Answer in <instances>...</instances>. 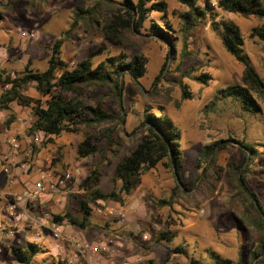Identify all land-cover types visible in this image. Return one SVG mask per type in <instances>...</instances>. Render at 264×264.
<instances>
[{"label":"rangeland","instance_id":"1","mask_svg":"<svg viewBox=\"0 0 264 264\" xmlns=\"http://www.w3.org/2000/svg\"><path fill=\"white\" fill-rule=\"evenodd\" d=\"M94 1L12 0L6 6L9 0H0V51L9 60L17 62L14 68L7 65L20 70L16 72L24 71L28 62L29 67L44 71L53 44L58 40L63 41L61 58L70 64L71 69L92 54H98L96 64L123 54L129 58L142 55L147 60L146 73L139 85L130 76L124 77L123 107L110 88L97 87L89 91L88 105L102 103L105 110L115 116L100 128L83 127L79 134L64 132L52 141L46 138L39 141L34 147L28 143V130L33 121L31 109H20L16 113L19 120L12 124V128H18L16 136L21 143L18 164L26 158L31 159L35 167L44 168L50 160L56 176L73 173L69 186L53 196V201L58 203L47 207L62 216L75 210L77 199L82 197L79 185L92 170L100 171V187L104 193L120 188V183L112 182L116 165L134 150L142 123L149 116H159L163 112L182 133L180 178L185 186L169 167L161 164L144 174L142 185L126 199L124 207L113 202L94 209V231L104 227L106 222L108 228L103 229L105 232L123 228L128 232L124 237L137 244L132 256L142 259V264H211V253L235 263L251 264L248 255L261 237L245 223L241 203L233 201L236 190L229 166H240L248 153L239 142L245 141L253 146L256 160L250 165L249 187L264 210V101L255 98L260 110L246 112L235 99H216L219 90L242 85L245 70V66L224 48L219 22L229 21L240 28L244 36L243 54L264 79V41L251 37L252 30L263 22L255 17L226 13L214 6L219 17L204 20L190 34L186 52L179 44L171 54V47L152 35L151 25L160 18L159 13H154L146 21L141 33L135 34L137 43L129 47L107 43L100 30L89 33L82 25L73 28L76 10L92 5ZM164 1L170 10L168 20L178 29L176 13L185 11V8L176 0ZM204 3L205 0L199 1L200 6ZM24 33L34 37L28 38ZM29 95L38 96L33 89ZM6 130L4 127L2 131ZM85 132L104 153L82 160L78 158V146L84 140ZM218 141H226L222 145H227V149L218 152L217 164L210 168V173L206 169L207 161H201V153L205 146ZM13 172L18 173V178L28 179L24 171L17 169L11 174ZM77 172L81 175L78 176ZM207 176H210L213 191L201 184ZM177 185L186 192L176 194ZM24 188L14 193H20ZM13 196H7V199H14ZM163 201L167 203L161 206ZM42 212H32L31 216L39 222L44 221L49 230L39 224L29 227L28 224L7 221V225L1 217H9L8 208L0 206V264H18L11 254V247L28 242L43 249V253L35 258V264H56L58 260H67L62 253L66 246L63 239L67 234L65 224L60 228L62 237L55 239L56 225L52 223V215L47 218L48 212L45 213V209ZM10 225L20 228L16 234H10ZM24 226L32 231L28 232ZM163 232L171 241L162 239ZM176 248H183L185 254L174 253ZM253 264L264 263L257 260Z\"/></svg>","mask_w":264,"mask_h":264},{"label":"trees","instance_id":"2","mask_svg":"<svg viewBox=\"0 0 264 264\" xmlns=\"http://www.w3.org/2000/svg\"><path fill=\"white\" fill-rule=\"evenodd\" d=\"M185 11L177 12L179 27L175 29L169 17V6L164 0H95L92 5L78 8L75 12L73 28L82 25L85 30L92 33L102 31L107 43L114 46L129 47L136 44L135 34H140L154 13L161 14L158 20L151 25L152 35L171 47V54L179 44L182 51L188 49L190 34L208 18L216 20L219 16L216 8L205 0L203 6L200 0H176ZM12 0H9V6ZM217 8L230 14L240 15L244 18L255 17L262 23L254 28L252 38L264 41V0H218ZM222 28V43L226 51L238 62L245 66L243 84L231 86L218 91L217 100L230 98L239 101L246 112H256L260 107L255 98L264 101V79L260 77L251 65L248 57L243 54L244 36L240 28L232 22L220 20ZM151 36V35H148ZM63 41L53 44L52 53L48 60V67L44 71L27 67L21 72H12L5 68L0 70V111L9 114L5 122L6 129H10L17 120L12 111V105L31 109L33 121L28 130L29 138L42 136L41 142L46 138L52 141L62 133L79 134L85 128H100L104 123L115 119V116L105 110L104 104L88 105V93L92 88H110L115 99L123 107V79L130 76L136 83L146 73L147 60L142 55L130 57L123 54L119 57H109L96 64L92 54L78 63L74 68L61 58ZM170 57V53H169ZM33 89L38 96L29 95ZM226 141H218L205 146L201 153V161H207L206 169L214 168L217 164V154L227 149L222 145ZM36 147L37 142H32ZM248 153L240 166L231 164V174L235 182V196L233 201L243 206L242 216L245 223L259 233L261 240L249 253L251 264L260 260L264 263V210L257 195L249 187L248 174L250 165L256 160L255 149L245 141L239 142ZM182 133L176 124L163 112L158 116H149L141 125L138 143L134 150L124 156L116 165L112 177L114 184L120 183L118 190L104 193L100 187L101 173L98 169L89 172L79 185L82 194L77 199V206L73 211H67L62 216L52 215V223L58 226L70 225L75 230H88L93 226L92 217L94 209L103 208L105 204L114 202L121 207L126 205V199L141 185L146 172L156 169L163 164L169 167L185 186L180 178L183 168ZM104 153L88 132L79 144L77 155L79 159H86ZM31 160V159H30ZM26 158L30 168L25 172L28 179L23 191L34 181L37 167ZM54 162V160H53ZM211 173V171H210ZM214 174H216L214 172ZM212 175V174H210ZM210 176L202 180L203 185L213 191ZM30 181V182H28ZM24 182V183H25ZM22 191V192H23ZM186 191L177 185L175 193L183 194ZM205 194V193H204ZM161 202V206L166 205ZM171 204V202H170ZM162 239L171 241L170 236L163 232ZM43 249L35 243L28 242L24 246L11 247V254L18 264H35L34 260ZM174 253L185 254L183 248H176ZM210 253V252H209ZM213 258L211 264H243V261L234 262L223 259L218 255L210 254ZM56 264H69L67 260H58Z\"/></svg>","mask_w":264,"mask_h":264},{"label":"crops","instance_id":"3","mask_svg":"<svg viewBox=\"0 0 264 264\" xmlns=\"http://www.w3.org/2000/svg\"><path fill=\"white\" fill-rule=\"evenodd\" d=\"M21 60V59H19ZM17 62L14 60H9V58H6V55L0 51V70L5 69V68H9L12 70V72H16L20 71L18 69H14L13 68L16 66ZM13 66V68H11ZM22 65V64H21ZM30 66V62H28L27 64L24 65L23 70H25L27 67ZM2 92V88H0V95ZM20 109H22L21 107L17 106L16 104L12 105V111L16 114L20 111ZM8 119V112L6 111H0V206H6L8 208L9 211V205L10 203H14L17 206L16 212L14 217H7V216H3L1 218H3V221L7 224V221H12L13 223H21L23 225L27 224L29 225V227L32 225H34V227L36 226V224L41 225L43 228L45 229H50L48 227V225L45 224V222H39L38 220H35L34 218H32L31 213L35 212V211H39V213H43L42 210L45 209V213L48 212V215H53L55 214L54 210H49L47 209V207H52V205L57 204L58 202L53 201L54 199V195L55 194H49L48 196H46L44 198L43 201L41 202H26L23 200H15V199H7V196L13 195H20L22 193V191L20 193H14V191L17 192V190L23 188L24 186L27 185V183H24V178L17 177L18 173L13 172V174L10 175H6L4 173V167H10L9 166V162L5 161V158L7 157V155L11 152V147L8 143V137L11 135H17L16 131L18 128H10L7 129L6 131H2L3 128L5 127V122ZM19 120V119H17ZM18 157H16V161H17ZM36 178V175L34 177V179ZM30 184V183H29ZM13 191V192H12ZM13 196V197H14ZM113 202H109L107 203L108 205H111ZM106 205V204H105ZM52 209V208H50ZM50 212V213H49ZM46 214V215H47ZM4 215V214H3ZM26 216V217H25ZM42 216V215H41ZM31 220L33 221V223H31ZM51 221V220H50ZM30 222V223H29ZM8 225V224H7ZM55 225V224H54ZM59 228H63V226H58ZM66 226V236L63 237V239L65 240V250L68 253V257H67V261L70 262V260H72L75 255V253L77 252L76 250H74L73 246L70 244V240L72 238H77L80 241H86L91 243L94 246H103L107 248V252H105L102 256H98L95 254H90L91 257L88 259L87 254L80 255V261L76 262L74 264H94L96 261H98L101 264H121V262L123 261H127V260H131L134 261L136 259V255H133L134 252H136V246L137 244L129 241L127 238H125L124 236L128 233L127 231L123 230V228H119V231H117V229L115 228V230L110 231L108 229L109 232H105L103 229H105V227L108 226V222H106V225L104 224V227H100L98 229H96L97 231H94V223L93 226L88 229V230H75L74 228H72V226L70 225H65ZM9 227H11V231L10 234H16V232L20 229L17 225H10ZM119 227H121L119 225ZM108 228V227H107ZM24 229L27 230L28 232H31V229H28L27 227ZM116 234H119L118 236ZM116 235V236H115ZM39 237V235H38ZM116 238V239H115ZM21 245H18V247H20ZM24 246V245H22ZM12 247H17V246H12ZM129 257L127 259H125V257Z\"/></svg>","mask_w":264,"mask_h":264},{"label":"built area","instance_id":"4","mask_svg":"<svg viewBox=\"0 0 264 264\" xmlns=\"http://www.w3.org/2000/svg\"><path fill=\"white\" fill-rule=\"evenodd\" d=\"M218 0H210V3L213 6H217ZM25 36L28 38H33V34H27L24 33ZM42 140V136L37 135L35 137H31L28 139V143H32L34 141L39 142ZM8 143L11 147V152L7 155L5 158L6 162H9V168L4 167V173L6 175L11 174L13 170H21L24 172H27L30 168V165L27 162H22L20 165L16 161L17 155L21 151V143L16 135H11L8 137ZM17 164L19 166H17ZM77 175L80 176L81 173L77 172ZM74 175L73 173L69 172L67 174L63 175H55L52 164L49 160V163L44 168H37L36 170V178L34 181L30 184L29 187H27L20 195H16L13 198L15 200H23L28 203L30 202H41L44 200L46 196L49 194H56L64 190L69 186V184L73 181ZM17 206L14 203H10L9 205V216L14 217L16 212ZM121 217H124L122 213L119 214ZM49 218L50 216L47 214L46 216ZM51 220V219H50ZM53 237L55 239H60L62 237L60 228L56 226L55 231H53ZM70 244L73 246L74 250L77 252L73 256L74 258L70 260L69 264H74L76 262L80 261V255H89L88 259L91 257L92 254L102 256L105 252H107V248L103 246H94L89 242L86 241H80L77 238H72L70 240ZM64 251V252H63ZM62 253L65 257L67 256V251L62 250ZM91 254V255H90ZM143 260L140 258L135 259L134 261L127 260L123 264H142ZM94 264H101L98 261H96Z\"/></svg>","mask_w":264,"mask_h":264}]
</instances>
